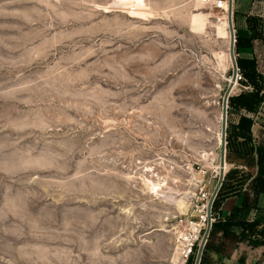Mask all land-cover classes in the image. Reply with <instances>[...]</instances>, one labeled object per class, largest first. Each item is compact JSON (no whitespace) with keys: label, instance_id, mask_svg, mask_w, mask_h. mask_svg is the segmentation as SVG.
Segmentation results:
<instances>
[{"label":"rangeland","instance_id":"rangeland-1","mask_svg":"<svg viewBox=\"0 0 264 264\" xmlns=\"http://www.w3.org/2000/svg\"><path fill=\"white\" fill-rule=\"evenodd\" d=\"M225 17L199 0H0V264H185L221 170Z\"/></svg>","mask_w":264,"mask_h":264},{"label":"crops","instance_id":"crops-1","mask_svg":"<svg viewBox=\"0 0 264 264\" xmlns=\"http://www.w3.org/2000/svg\"><path fill=\"white\" fill-rule=\"evenodd\" d=\"M232 14L234 32L241 38L240 56L253 59L256 72L264 75V0H236ZM242 90L248 87L233 95ZM228 117L231 166L216 212L221 225L210 234L202 264H264V92L253 111L232 107ZM230 213L234 221L255 226L248 231L237 222L227 223Z\"/></svg>","mask_w":264,"mask_h":264},{"label":"trees","instance_id":"trees-1","mask_svg":"<svg viewBox=\"0 0 264 264\" xmlns=\"http://www.w3.org/2000/svg\"><path fill=\"white\" fill-rule=\"evenodd\" d=\"M241 49H242L241 38L237 34V32H235L234 52H235L236 65L243 77V79L240 81V84L248 87V90H245V91L242 90L239 94L230 95L228 97L227 114L230 112V109L232 107H240L248 111H253L257 107V105L260 103L262 99V92H264V75H261L256 72L253 59L243 58L240 56ZM227 122H228V126L226 128L225 151H226V154L228 155V153L230 152L231 138L233 135L232 133L233 131H232V127L228 120ZM229 173L230 171H227L224 174L223 180L221 182V185L217 191L216 197L212 204L211 212H212V217L214 218V220L211 223L209 234H212L217 229V227L221 225L220 220H218L216 217V212L218 210L220 203L222 202L224 198L225 194L223 192L224 191L223 189L225 188L226 180H227ZM229 218L230 219H228V221L226 220L227 223L237 222V224L242 226L243 229H247L248 231H251V229L255 226V222L247 223V222H242V221H234L233 220L234 217L231 215V213L229 215ZM196 248H197V245L196 243H194L191 249V253L188 255L185 264L193 263ZM204 250L205 249L203 248L199 264L203 263Z\"/></svg>","mask_w":264,"mask_h":264},{"label":"water","instance_id":"water-1","mask_svg":"<svg viewBox=\"0 0 264 264\" xmlns=\"http://www.w3.org/2000/svg\"><path fill=\"white\" fill-rule=\"evenodd\" d=\"M227 28L229 31V48H228V55H229V59L232 65V76H231V81L229 82L224 96H223V100L221 103V131H220V164H221V170H220V175L218 177L217 183L213 189L210 201H209V207H208V222H207V226L205 229V233L203 235V238L200 242L199 247L197 248V252H196V256H195V260H194V264H199L200 261V257L202 254V248L204 246L206 237L208 235V232L210 230L211 227V223H210V204L213 200V198L216 196L217 191L221 185V182L223 180L224 177V155H225V144H226V113H227V100L228 97L230 96V92L232 91V87L233 84L235 82V75H236V59H235V52H234V27H233V23H232V0H228V10H227Z\"/></svg>","mask_w":264,"mask_h":264},{"label":"built area","instance_id":"built-area-1","mask_svg":"<svg viewBox=\"0 0 264 264\" xmlns=\"http://www.w3.org/2000/svg\"><path fill=\"white\" fill-rule=\"evenodd\" d=\"M203 5H205L206 7H208L209 9H219V10H223L224 12H226V15H227V10H228V0H199ZM233 1L232 0V10H233ZM233 13V11H232ZM234 43H235V32H234ZM243 79L238 67L236 68V75H235V82L234 83H237ZM234 86V84H233ZM242 87H246V86H243ZM225 173V171H224ZM211 195L212 193H209L208 194V191H205L203 193H200V200H205V203L202 204V209L204 211V215L203 216H200V223L197 225L196 223H193L194 226H196L197 228H201V226L204 225V222L207 223V213H208V207H209V201H210V198H211ZM215 198V197H214ZM213 198V200H214ZM213 200L210 204V223H212V221L214 220V218L212 217V212H211V209H212V204H213ZM197 238V237H196ZM198 242L197 239H195V241H193V243H191L189 246H188V249L187 251L184 252V257L187 259L188 255L191 253V249H192V246L194 243Z\"/></svg>","mask_w":264,"mask_h":264},{"label":"bare ground","instance_id":"bare-ground-1","mask_svg":"<svg viewBox=\"0 0 264 264\" xmlns=\"http://www.w3.org/2000/svg\"><path fill=\"white\" fill-rule=\"evenodd\" d=\"M125 6H127V5H125ZM128 8H131V9H139V8H141L140 6H135V5H129L128 6ZM137 9V10H138ZM134 10L132 11V10H130V11H132V12H134ZM130 11H128V12H130ZM136 11V10H135ZM139 11V10H138ZM137 11V12H138ZM144 12H147V11H144ZM142 13V12H141ZM226 21H227V15H226ZM227 30H228V28H227ZM228 33H229V31H228ZM229 35V34H228ZM225 54V53H224ZM217 55V54H216ZM227 55H228V53H226V57H227ZM228 57H229V55H228ZM225 57H223V59H224ZM235 84V83H234ZM234 87V86H233ZM233 87H232V89H233ZM221 118V113H220V115H219V119ZM218 140H220V132H219V135H218ZM206 155H208V154H206ZM205 157V156H204ZM219 165V164H218ZM225 164H224V166H223V169L225 170ZM146 180V184H147V187H148V189H149V191L150 192H152V193H155V194H157V193H159V191H162V186L165 184V182L164 181H151L150 179H145ZM180 200V199H179ZM182 201V200H181ZM180 201V202H181Z\"/></svg>","mask_w":264,"mask_h":264}]
</instances>
